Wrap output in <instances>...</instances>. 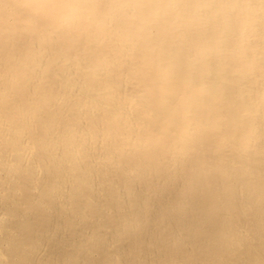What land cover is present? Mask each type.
I'll use <instances>...</instances> for the list:
<instances>
[{"label":"clouds","instance_id":"clouds-1","mask_svg":"<svg viewBox=\"0 0 264 264\" xmlns=\"http://www.w3.org/2000/svg\"><path fill=\"white\" fill-rule=\"evenodd\" d=\"M0 264H264V0H0Z\"/></svg>","mask_w":264,"mask_h":264}]
</instances>
